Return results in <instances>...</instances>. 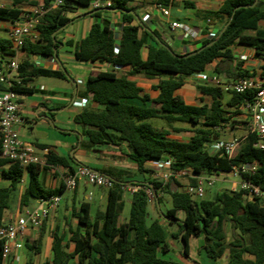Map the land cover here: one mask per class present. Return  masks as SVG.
<instances>
[{
  "label": "trees",
  "instance_id": "obj_1",
  "mask_svg": "<svg viewBox=\"0 0 264 264\" xmlns=\"http://www.w3.org/2000/svg\"><path fill=\"white\" fill-rule=\"evenodd\" d=\"M11 9L0 8V22L14 23L21 19V5L29 0H12ZM111 3L110 7L95 9L93 16L100 18L103 13L110 14L114 9L122 15L120 40L112 27L109 18L95 22L87 37L81 41L76 58L84 62L100 61L109 64L112 70L99 72L90 76L86 83L87 93L91 95L98 109L86 108L75 118V122L86 129L92 147L110 145L120 147L126 144L130 149V158L137 163L141 172H150L146 164L153 160L172 159L173 169H192L196 175L228 172L233 166L256 162L258 169L254 175L247 176L253 184L264 190V149L254 147L257 138L250 135L241 144L240 149L231 158L225 155L211 156L207 145L216 139L220 140L221 131L233 128L229 125L227 112L222 108V89L210 85H199L198 90L212 98L211 107L189 106L175 91L183 86V80L196 73L203 72L207 65L221 58L217 67L220 74L226 76L249 77L248 72L239 70L231 47L245 42L256 50L257 56L264 55V0H227L220 13L228 20L213 39L205 41L195 53L177 55L165 46L156 35L138 21L136 8L130 4L136 0H63V4L47 12L41 20L37 31L39 39L35 43L26 41L24 50L29 55L53 57L59 43L57 34L72 21L69 15L79 8L89 7L93 2ZM51 0H45L49 7ZM167 3L168 0H164ZM30 4H35L31 2ZM254 5V6H253ZM249 33L254 35L249 36ZM55 34V37H53ZM151 38L155 45H148ZM147 48V58L142 50ZM11 42L0 37V71L7 73L8 61L13 58ZM116 67H130L129 75L118 76ZM237 71V72H233ZM235 74V75H234ZM141 75L149 79H161L157 89L159 96L151 100L140 95V89L129 80L128 76ZM36 76H53L64 78L59 72L37 67L25 62L20 65L18 78L22 82ZM12 89L22 92L19 86L8 88L0 83V90ZM233 94L230 106L239 107L246 100L252 99L255 92L242 95ZM162 121L174 132L183 131L175 125H185L194 136L188 143L168 138V132L159 131L152 123ZM1 155V142H0ZM47 163L52 166L69 167L67 161L48 153ZM9 165L8 171L2 174L12 180L9 190H0V227L4 225L5 213L9 209L8 199L20 183L23 169L0 156V167ZM31 173L29 187L22 196V206H29L31 199H40L56 195L58 192L45 191L34 172ZM155 189L162 187L159 180L151 183ZM195 186V180L191 181ZM143 185V184H139ZM61 192V191H60ZM171 200V207L162 216L179 227V239L188 255V239L203 234L208 242L205 249L210 258L217 260L228 250V264H264V203L260 200L249 202L243 192L225 190L218 193L213 200H196L193 195L181 191L179 182L170 179L163 191ZM162 197L158 202L162 203ZM123 196L120 185L108 190L105 211H98L94 222L89 219V207L82 206L83 215L79 216L80 224L87 227L85 235L75 232L72 241L75 252L70 255L64 251L61 241L56 239L53 247L54 260L45 264H66L79 255L80 264H177L161 259L160 252L167 253L170 246L168 234L158 220L149 221V200L142 191L131 196V208L128 222L119 225L123 209ZM183 215V220L178 218ZM228 228L232 240L227 241ZM2 244L0 245V264H3Z\"/></svg>",
  "mask_w": 264,
  "mask_h": 264
},
{
  "label": "crops",
  "instance_id": "obj_2",
  "mask_svg": "<svg viewBox=\"0 0 264 264\" xmlns=\"http://www.w3.org/2000/svg\"><path fill=\"white\" fill-rule=\"evenodd\" d=\"M29 1L21 5L22 15L33 8L45 7V0ZM163 1L136 0L130 6L136 8L138 21L154 33L157 40L180 56L198 51L205 41L213 39L223 30L228 20L226 15L220 13L221 7L227 0H168L167 3ZM31 2L35 4H30ZM12 7V0H0V8L11 9ZM163 9L169 10V17L162 14ZM94 10L91 5L79 8L74 14L69 15L72 21L57 34L59 46L53 57L29 55L25 50L19 55L21 64L25 62L35 64V62L41 61L43 69L62 73L65 77L36 76L27 79L24 83L18 78V74L13 75V85L25 90L15 91L18 94L21 106L20 117L23 121L16 127V132L23 142L33 145L40 156H48V153H51L65 159L69 167L73 169L79 165L87 166L109 176L119 184L152 185L151 183L156 181L153 171L147 165L145 167L150 172L139 171L137 163L129 156L131 152L126 144H122L120 147L110 145L92 147L86 135V129L75 122V118L86 108H99V105L94 103L91 95L87 93L88 78L99 72L112 70V67L104 62H84L77 59L76 52L79 44L87 37L93 24L104 18H109L112 27L117 32L116 39L120 40L122 15L113 11L110 14L103 13L100 18H96L92 15ZM172 22H177L185 27L191 33V37L185 38L182 31H173L170 27ZM11 26L10 22H0V37L9 40ZM259 26L264 29V22H261ZM248 35L254 34L249 33ZM38 39L39 35L37 34ZM147 44L155 45V42L151 38H147ZM231 52L234 68L238 63L240 71L248 72L250 76H257L264 82V66L259 62V56L256 55V50L253 47L245 42H239L231 47ZM147 53V48H144L142 50L144 59L147 58ZM5 60L9 63L11 58ZM221 61V58L216 59L207 65L203 72L186 77L183 80V86L174 94L186 105L211 107L212 98L203 95L198 90V86L221 87L222 108L227 112L228 124L233 128L225 131L220 130L222 135L220 140L244 139L251 119L247 113L238 110V107L229 105L233 94L226 91L225 87L233 83L237 77L218 73L216 69ZM130 71V67H124L117 71V75H129ZM128 78L140 89L141 96L155 100L159 96L157 86L165 77L149 79L137 75L128 76ZM83 101H85L84 105H82ZM152 123L159 131L168 132V138L182 143H188L194 136V133L185 125H175L177 128H184V130L174 132L160 120H154ZM32 167L45 191H57L56 195L61 197V202L65 194L69 195L71 204L64 208L60 204L41 227L29 228L21 240L22 247H12L10 255L4 259L3 264L52 263L56 239L61 241L66 253L74 254L75 243L72 241L74 233L80 232L81 235H85L87 231V227L81 225L79 220V216L84 214L82 206L88 205L89 219L92 223L98 211H105L100 208L101 205L104 203L105 208L107 205L108 191L101 188H99L100 192L88 190L89 185L84 182H80L74 191H69L64 188L59 174L52 171L50 167L42 165ZM59 167L70 171L69 168ZM8 169L9 165L0 167V190H9L12 187V180L2 174ZM208 175L210 176V174ZM223 180L228 181V179ZM30 181L29 169L23 170L20 183L8 199L9 209L5 213L4 222L38 207V199H31L29 206H22V196L29 187ZM229 182L231 184V181ZM123 199L128 200L131 208V195L126 194ZM165 200L163 198L162 203H159L158 200L149 201L153 204V213L156 214L153 220L160 221L165 228L168 234L167 242L170 246L167 253L160 252L158 256L163 260L173 261L177 264H228V250L217 260L208 256L205 249L208 242L203 234L191 236L188 239V255L183 252L185 250L180 236L179 239L174 238V235L179 234L178 225L167 221L162 216L169 209L165 205ZM178 218L183 220V215L178 214ZM128 219L123 218L121 213L119 225H125ZM227 236V241H231L230 228H228ZM66 264H80L79 255L70 258Z\"/></svg>",
  "mask_w": 264,
  "mask_h": 264
},
{
  "label": "built area",
  "instance_id": "obj_3",
  "mask_svg": "<svg viewBox=\"0 0 264 264\" xmlns=\"http://www.w3.org/2000/svg\"><path fill=\"white\" fill-rule=\"evenodd\" d=\"M63 4V0H51L49 7H36L24 13L19 21L12 23L10 29V39L14 57L8 65L7 73L0 72V83L5 84L8 88L13 86V75L18 74L21 65L19 55L24 50L26 41H37V27L39 26L44 15L50 10L59 8ZM94 9L100 7H110L111 3H102L95 1L92 3ZM162 14L165 17L170 16L168 9H163ZM173 31H182L185 38L191 37V33L177 22L170 25ZM259 62L264 66V55L259 57ZM35 65L43 68V62L37 61ZM120 70V67H116ZM226 91H230L237 95L254 91L252 99L246 100L238 107V110L247 113L250 116V122L247 126V135L244 139L218 140L207 145L206 151L211 156L225 155L231 158L240 149L242 142L250 135H255L257 141L255 148L264 149V82L257 76L238 77L233 83L225 87ZM85 101L82 102V105ZM21 106L18 100V94L12 90H0V142H1V158L15 163L26 170L29 167L42 165L48 166L52 171L59 174L63 186L66 190L74 191L80 182L92 185L106 191L113 189L116 183L109 176L93 170L87 166L79 165L73 172L65 171L59 166L48 165L47 156H40L33 145L23 142L17 135L16 127L23 123L20 117ZM155 175V179L162 182L160 189H155L153 185H125L119 184L123 198L126 194L133 196L137 191L146 194L149 201L158 200V197L164 195V188L170 179L177 182L185 181L183 192L191 194L196 200H203L205 181L204 174L194 175L192 169H173L172 159L153 160L146 164ZM258 166L256 162L244 164L241 166H233L228 172L214 173L211 178H207V185L212 186L220 175L224 179L231 178L230 191L243 192L244 197L249 202L260 200L264 203V190L253 185L247 176L254 175ZM195 180L193 186L191 181ZM61 204L59 195L48 196L38 200V207L33 210H27L13 219L8 220L0 227V245L2 244V255L6 259L11 248L22 247L21 240L25 236L29 228L41 227L49 215L54 212Z\"/></svg>",
  "mask_w": 264,
  "mask_h": 264
},
{
  "label": "rangeland",
  "instance_id": "obj_4",
  "mask_svg": "<svg viewBox=\"0 0 264 264\" xmlns=\"http://www.w3.org/2000/svg\"><path fill=\"white\" fill-rule=\"evenodd\" d=\"M212 176L213 175L209 176L208 174L204 175V179H205V181L203 183V189H204L203 199L204 200H213L218 193H221L225 190H228L231 187V184L229 181H232V179L228 178V181L226 182L223 180L224 176H222V175H220V177L217 180L215 179V183L212 186H208L206 179L211 178ZM179 185H180L181 191H183L184 186H185V181L179 182ZM88 190H91L94 192H100L98 187H95L92 185L88 186ZM69 198H70V196L66 195V194L62 197V202H61L62 208H64L66 205L71 204L69 201ZM163 198L166 199L165 200L166 207L170 208L171 207L170 197L168 195H164ZM100 208L102 210H104L105 204L103 203V205H101ZM148 212L150 214L149 221L151 222L156 217L155 216L156 214L153 213V204H151V203L148 204ZM129 215H130V204H129L128 200L124 199V207H123L122 217L123 218H129Z\"/></svg>",
  "mask_w": 264,
  "mask_h": 264
},
{
  "label": "water",
  "instance_id": "obj_5",
  "mask_svg": "<svg viewBox=\"0 0 264 264\" xmlns=\"http://www.w3.org/2000/svg\"><path fill=\"white\" fill-rule=\"evenodd\" d=\"M102 3L104 4L105 2L103 1ZM253 6H254V5H253ZM117 10H118V9H114L113 11H114V12H117ZM53 37H55V34H53ZM55 55H56V53H55ZM194 175H195V173H194ZM182 236H183V234L180 235V239L182 238ZM183 252L185 253V251H183Z\"/></svg>",
  "mask_w": 264,
  "mask_h": 264
}]
</instances>
